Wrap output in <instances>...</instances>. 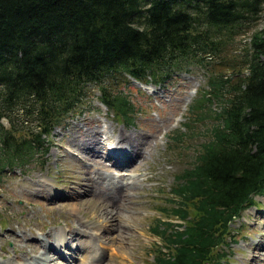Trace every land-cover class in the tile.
I'll return each instance as SVG.
<instances>
[{
  "label": "trees",
  "instance_id": "obj_1",
  "mask_svg": "<svg viewBox=\"0 0 264 264\" xmlns=\"http://www.w3.org/2000/svg\"><path fill=\"white\" fill-rule=\"evenodd\" d=\"M262 3L0 0V176L45 154L87 83L127 122L136 110L119 80L160 85L196 66L205 88L168 134L172 147L194 149L161 207L179 221L150 227L163 245L151 264H223L230 222L264 193V25L235 50Z\"/></svg>",
  "mask_w": 264,
  "mask_h": 264
},
{
  "label": "rangeland",
  "instance_id": "obj_2",
  "mask_svg": "<svg viewBox=\"0 0 264 264\" xmlns=\"http://www.w3.org/2000/svg\"><path fill=\"white\" fill-rule=\"evenodd\" d=\"M261 7L263 9L250 23L249 28L236 37L238 44L235 46V50L243 47L245 43H249L251 35L263 27L264 0ZM119 81L122 84L117 88L130 95L131 102L135 105L136 111L131 114L132 118L129 121L126 122L123 117L114 115L106 105H102L98 101L99 86L95 83H87L85 96L81 102L64 117L59 126L53 127L50 135L51 145L45 154L38 156L36 161L21 167L4 170L0 176V237L4 239L10 230L15 233L24 231L29 233V237H43L49 232L62 231L63 229L67 231L68 225L74 219L87 220V215L96 214L99 210L92 201L79 204L69 211L65 205H56L77 203L87 198L83 195L67 200L66 197L68 192L73 191L72 186L81 191L78 183L82 182L81 177L84 176L82 172L90 169L92 172L89 174L93 177L107 176L109 172L115 176L123 173L127 174L125 176H131V179L137 182V186L141 187H132L126 190V194L131 195L130 210L134 209V215L136 214L135 216L138 217L131 220L132 227L129 230L123 229L122 235L125 236L126 245L121 252L124 254L115 260L112 258L110 264H151L153 262V250L155 247L162 249L163 245L161 240L152 234L150 227L156 219L179 221L173 216H165L166 211L161 210V207L171 206L168 198L171 197V188L176 183L175 175L182 171L181 169L186 166L189 159H192L194 150L190 146L186 151L182 147H172L168 134L175 128L182 127L181 123L186 120L187 108L196 97L198 89L205 88L206 78H204L203 70L196 66H188L187 70L173 72L171 77L160 85L150 83L145 86L127 75L124 80ZM105 83L110 87L109 83L111 82L107 80ZM3 122L7 125L6 120L3 119ZM199 126L200 129H205L207 124ZM90 127H95L94 136L100 140V143L95 142L90 147L98 151L105 150L101 151L102 153L107 152V146L115 143V135L120 130L124 129L126 133L140 135V139L145 141L141 148L145 153L144 158L140 160L142 168L134 170L133 166L139 163L134 160L128 166L122 167L123 169L115 170L109 162L99 156L92 158L85 152L80 153L79 140L72 143L68 138L72 133L75 138L84 134V137L88 136L91 133ZM82 131L85 132L82 133ZM185 139L186 143H190L195 139L199 141L203 137L197 136L194 139L185 137ZM101 142L104 143L101 144ZM98 161L102 166L98 164ZM33 179H38L40 183L45 182L44 184L50 188V192L65 195L63 197L66 198L56 201V199L47 198L45 196L47 193L34 194L33 190H29V182ZM254 199L256 206L247 207L241 212V217L235 218L229 224L236 239L235 242H232L233 239L227 238L228 246L225 250L228 255L223 264H253L252 261L256 260L258 256L264 257V254L258 255L259 251L264 252L258 248L264 243V194L256 195ZM93 228L89 227L92 234H98L99 232L95 231L97 227ZM96 237L97 240L104 241L100 236L96 235ZM4 243V247H9L11 240L7 239V242ZM250 243L252 246H248ZM110 249L106 251L108 257L112 253ZM0 252L4 253L2 247H0ZM9 252L11 251L9 250ZM51 254L54 253L51 252ZM108 257L106 258L108 259ZM0 259L5 258L0 257ZM53 261L65 264L67 260L53 259ZM107 261H102V264H106Z\"/></svg>",
  "mask_w": 264,
  "mask_h": 264
},
{
  "label": "bare ground",
  "instance_id": "obj_3",
  "mask_svg": "<svg viewBox=\"0 0 264 264\" xmlns=\"http://www.w3.org/2000/svg\"><path fill=\"white\" fill-rule=\"evenodd\" d=\"M94 130L95 127H90L91 133L85 137L84 134L75 138L72 133L68 140L72 143H76L79 140L81 147V150L79 149L80 153L85 152L92 158L99 156L103 160L109 162L111 167H113L115 170L123 169L122 167L128 166L134 160L137 162L139 161V163L136 162L137 164H133L134 170L142 168L140 166V163H142L140 160L144 158L145 153L141 150V148L145 141L140 139V135H132L131 132L126 133L124 129L120 130L115 135V143H112L111 149H108L111 151L102 153L101 151L105 150L100 149V151H98L90 147L95 142L100 143V140L94 136ZM84 132L82 131V133ZM102 143L104 142H101V144ZM98 164H100L99 161ZM90 172H92L90 169H86L84 172H82L84 175L81 177L82 182L78 183L81 191L73 188L72 186L73 191L66 194L67 200L76 199V196L83 195L87 196L86 199H83V201H79L77 203H63L56 205H65L67 206V211H69L73 210L74 207L79 204L81 205L82 203L85 204L86 202L88 203V201H92V203H95L96 206H98V212L96 214L91 213V215H87V220L74 219L71 221V224L68 225L67 231L66 229H63L62 231L59 230L55 232H49L43 236L44 238L36 236L29 237V233H25L24 231L15 233L14 231L10 230L4 239L0 237V247H2L4 251V253L0 252V257L5 258L0 259V264H59L60 259L67 260L65 264H102V261L106 260H108L106 264H110L112 263V258L115 260V258L124 254L121 252L126 245L124 240L125 236L122 235V232L124 231L123 229L129 230L130 227H132L131 220H134L138 217L135 216L136 214L134 215V209L130 210L131 195H127L126 190L128 188L130 189L132 187H138L137 182H134L131 179V176H125L127 174L123 173H119V175L115 176L112 172H109L107 176L102 175L93 177L89 174ZM29 183V190H33L35 192L34 194L47 193L45 194L47 198H53L56 199V201L60 200V198H66L63 197L65 195L50 192V188H47V185L44 184L45 182L40 183L38 179H33ZM89 227H97L95 231L99 233L96 235H98V237L100 236L104 241L99 239L97 240L96 235L92 234V231L89 230ZM126 235L129 234L126 233ZM7 239L11 240V245L9 247H4V242H7ZM95 240H97V242H95ZM248 246H252V243H250ZM258 248L264 250V243L259 245ZM108 249L112 250L110 257H108L109 255L106 252ZM9 250L12 253L9 252ZM51 252L54 254H51ZM259 254H264V252L259 251L258 255ZM106 257H108V259ZM53 259H57L59 262H54ZM127 259L129 260V258ZM252 262L253 264H264V257L258 256L257 259Z\"/></svg>",
  "mask_w": 264,
  "mask_h": 264
}]
</instances>
